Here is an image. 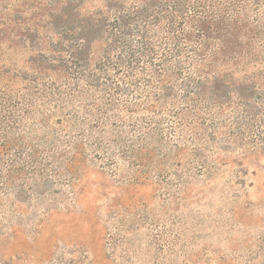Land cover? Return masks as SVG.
I'll return each instance as SVG.
<instances>
[{
    "label": "trees",
    "instance_id": "obj_1",
    "mask_svg": "<svg viewBox=\"0 0 264 264\" xmlns=\"http://www.w3.org/2000/svg\"><path fill=\"white\" fill-rule=\"evenodd\" d=\"M258 154L264 0H0V243L35 201L77 202L86 171L178 208L244 188L242 161ZM123 207L98 220L101 260L41 246L47 207L29 252L0 264H136ZM162 243L150 264H171Z\"/></svg>",
    "mask_w": 264,
    "mask_h": 264
},
{
    "label": "rangeland",
    "instance_id": "obj_2",
    "mask_svg": "<svg viewBox=\"0 0 264 264\" xmlns=\"http://www.w3.org/2000/svg\"><path fill=\"white\" fill-rule=\"evenodd\" d=\"M242 163L246 172L244 188L220 184L178 208L153 201L149 187L136 186L120 193L104 175L86 171L77 187V202L63 196L57 203L37 200L32 208H22L18 238L2 241L0 254L7 258L28 253L27 243L36 230L33 223L42 218L48 207L57 211L45 221L41 246L50 238L49 250L86 249L94 259L101 260L103 230L98 220H111L108 207L114 203L121 211L125 206L126 213L138 219L133 232L125 235L132 242L136 264L153 262L164 240L173 244V256L163 260L171 264L179 263L182 256L196 259L197 253L203 264H264V154ZM118 192L119 198L115 196Z\"/></svg>",
    "mask_w": 264,
    "mask_h": 264
}]
</instances>
